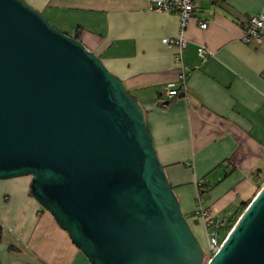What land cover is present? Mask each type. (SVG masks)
Instances as JSON below:
<instances>
[{
	"label": "water",
	"instance_id": "water-1",
	"mask_svg": "<svg viewBox=\"0 0 264 264\" xmlns=\"http://www.w3.org/2000/svg\"><path fill=\"white\" fill-rule=\"evenodd\" d=\"M29 192L90 264H203L138 102L22 0H0V180ZM207 264H264V185Z\"/></svg>",
	"mask_w": 264,
	"mask_h": 264
},
{
	"label": "crops",
	"instance_id": "crops-1",
	"mask_svg": "<svg viewBox=\"0 0 264 264\" xmlns=\"http://www.w3.org/2000/svg\"><path fill=\"white\" fill-rule=\"evenodd\" d=\"M22 1L58 31L78 34L142 107L156 156L197 239L205 233L199 210L230 221L252 198L264 177V39L257 48L241 37L247 19L264 14V0H198L182 33L183 60L192 69L187 90L166 107L162 89L176 79V67L174 50L162 40L179 37L175 15L153 12L145 0ZM199 47L213 52L205 63ZM201 181L213 184L203 197ZM29 183V177L0 180V264H90L31 196Z\"/></svg>",
	"mask_w": 264,
	"mask_h": 264
},
{
	"label": "built area",
	"instance_id": "built-area-1",
	"mask_svg": "<svg viewBox=\"0 0 264 264\" xmlns=\"http://www.w3.org/2000/svg\"><path fill=\"white\" fill-rule=\"evenodd\" d=\"M148 3L150 10L157 13H170L178 18L179 22V37L162 40L163 44L168 48L174 50L173 63L176 67V79L163 86L161 106H166L173 99L180 95H184L187 90V78L190 76L192 69L185 64L183 60V53L186 49V40L182 37V33L186 27L187 22L193 17L198 8V0H145ZM200 29H206L208 21L204 20L198 23ZM264 30V14L250 16L243 26V34L241 41L246 45L260 47L263 43ZM197 55L201 63H205L213 56V52L205 47L197 49ZM264 80V70L261 73ZM226 163H224L225 165ZM198 214L204 219V228L207 236V256L211 258L219 250L225 239L221 236L222 229L229 223L227 216L220 217L211 215L199 210Z\"/></svg>",
	"mask_w": 264,
	"mask_h": 264
},
{
	"label": "trees",
	"instance_id": "trees-1",
	"mask_svg": "<svg viewBox=\"0 0 264 264\" xmlns=\"http://www.w3.org/2000/svg\"><path fill=\"white\" fill-rule=\"evenodd\" d=\"M72 38H74L75 40H77V41H79V37H78V34H76L75 36H73ZM169 104V103H168ZM167 104V105H168ZM166 105V106H167ZM166 106H164V107H166ZM226 175V174H225ZM213 185V184H212ZM212 185L211 184H209V183H207V182H205V181H201L199 184H198V192H199V197H203L205 194H207L209 191H210V189L212 188ZM250 204V202H244V203H242V205H241V207H240V209H239V211L237 212L238 214L236 215H234L233 216V218H234V220H233V222L234 221H236L237 219L236 218H238L244 211H245V209L247 208V206ZM236 219V220H235ZM232 222V223H233ZM232 224L230 225V224H228L226 227H224L222 230V232H221V236H222V238H224L225 237V235L227 234V232H229L231 229H232Z\"/></svg>",
	"mask_w": 264,
	"mask_h": 264
},
{
	"label": "rangeland",
	"instance_id": "rangeland-1",
	"mask_svg": "<svg viewBox=\"0 0 264 264\" xmlns=\"http://www.w3.org/2000/svg\"><path fill=\"white\" fill-rule=\"evenodd\" d=\"M263 185H264V177L259 181V183H258V185H256V189H255V193L253 194V196H251L252 198H250L247 202H250L251 203V201L253 200V198L256 196V194L261 190V188L263 187ZM246 203V202H245ZM238 214V213H237ZM236 214V215H237ZM242 215V214H241ZM240 215V216H241ZM240 216L238 217V218H236L235 220L236 221H234L233 222V220H234V218H232L230 221H229V223L228 224H232V226L234 227V225L236 224V222L238 221V219L240 218ZM204 220V219H203ZM233 222V223H232ZM203 223H204V221H203ZM227 224V225H228ZM232 227V228H233ZM231 231V230H230ZM202 240H199V239H197L198 240V242H199V244H200V246H201V248H202V250H203V252H204V258H203V264H207L208 263V261L211 259V256H207L206 254H205V252H207V236H206V233H204V234H202Z\"/></svg>",
	"mask_w": 264,
	"mask_h": 264
}]
</instances>
